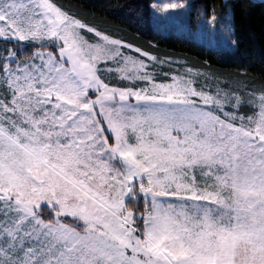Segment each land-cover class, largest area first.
I'll list each match as a JSON object with an SVG mask.
<instances>
[{"label":"snow or ice","instance_id":"snow-or-ice-1","mask_svg":"<svg viewBox=\"0 0 264 264\" xmlns=\"http://www.w3.org/2000/svg\"><path fill=\"white\" fill-rule=\"evenodd\" d=\"M126 7L146 45L64 0H0V264H264V72L159 47L195 10L238 51L234 7Z\"/></svg>","mask_w":264,"mask_h":264},{"label":"trees","instance_id":"trees-1","mask_svg":"<svg viewBox=\"0 0 264 264\" xmlns=\"http://www.w3.org/2000/svg\"><path fill=\"white\" fill-rule=\"evenodd\" d=\"M148 0H64L85 14V18L108 32L133 42L146 45L154 38L153 29L146 20L135 16L127 7L129 3H147ZM200 7L208 0H192ZM219 6L221 0H212ZM236 12L237 34L241 44L238 51L221 50L212 46L205 36H197L192 28L174 25L163 33L160 43L162 53L187 56L203 61L222 73H236L247 68L254 77L264 72V2L258 0H230ZM248 15H242L243 11ZM219 11V7H218ZM194 13V12H193Z\"/></svg>","mask_w":264,"mask_h":264},{"label":"rangeland","instance_id":"rangeland-1","mask_svg":"<svg viewBox=\"0 0 264 264\" xmlns=\"http://www.w3.org/2000/svg\"><path fill=\"white\" fill-rule=\"evenodd\" d=\"M194 13H193V16H192V19H191V21H188V22H184V23H181L180 21H177L176 22V25H180V26H182L183 28H192V31H193V33L195 34V35H197V36H201L200 34H198L197 32H196V16H195V10L193 11ZM208 41H209V39L207 38V37H205ZM210 42V41H209ZM211 43V45L212 46H217V45H219L218 43H216L215 41H211L210 42Z\"/></svg>","mask_w":264,"mask_h":264},{"label":"water","instance_id":"water-1","mask_svg":"<svg viewBox=\"0 0 264 264\" xmlns=\"http://www.w3.org/2000/svg\"><path fill=\"white\" fill-rule=\"evenodd\" d=\"M258 1H260V2H264V0H258Z\"/></svg>","mask_w":264,"mask_h":264}]
</instances>
